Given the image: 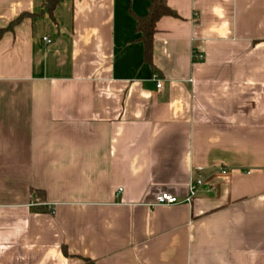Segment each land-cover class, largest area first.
<instances>
[{
    "label": "crops",
    "instance_id": "1",
    "mask_svg": "<svg viewBox=\"0 0 264 264\" xmlns=\"http://www.w3.org/2000/svg\"><path fill=\"white\" fill-rule=\"evenodd\" d=\"M150 4L0 0V264H264V0Z\"/></svg>",
    "mask_w": 264,
    "mask_h": 264
},
{
    "label": "trees",
    "instance_id": "2",
    "mask_svg": "<svg viewBox=\"0 0 264 264\" xmlns=\"http://www.w3.org/2000/svg\"><path fill=\"white\" fill-rule=\"evenodd\" d=\"M61 0H46V6L51 16H53L56 6ZM168 0H151V4L148 9V14L145 18H141L138 21V31L142 33V41L145 45V60L147 62L152 61L153 54V39L156 32V26L158 21L165 16L177 17V13L173 11L168 5ZM24 18L21 16L15 22L11 24L9 29L15 23ZM7 31L1 30L0 37ZM86 264H94L92 261L86 260Z\"/></svg>",
    "mask_w": 264,
    "mask_h": 264
},
{
    "label": "built area",
    "instance_id": "3",
    "mask_svg": "<svg viewBox=\"0 0 264 264\" xmlns=\"http://www.w3.org/2000/svg\"><path fill=\"white\" fill-rule=\"evenodd\" d=\"M44 41L48 44H51L52 43V39L47 36V37H44ZM157 87L159 89H161L163 87V81L162 80H158L157 82ZM222 172L224 173L225 170L223 169ZM204 184V180L203 179H194L191 183V196L195 195L198 191V189ZM178 202V199L177 197L171 195V194H168V193H161L159 195L156 196L155 198V201H154V204L153 206H156V205H162V204H175Z\"/></svg>",
    "mask_w": 264,
    "mask_h": 264
}]
</instances>
